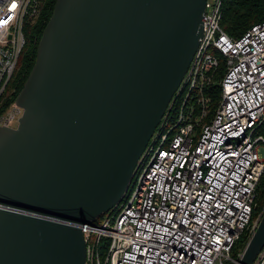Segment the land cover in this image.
Segmentation results:
<instances>
[{
    "label": "water",
    "instance_id": "1",
    "mask_svg": "<svg viewBox=\"0 0 264 264\" xmlns=\"http://www.w3.org/2000/svg\"><path fill=\"white\" fill-rule=\"evenodd\" d=\"M206 0H56L0 125V264H85L202 36ZM264 245V212L238 264Z\"/></svg>",
    "mask_w": 264,
    "mask_h": 264
},
{
    "label": "built area",
    "instance_id": "2",
    "mask_svg": "<svg viewBox=\"0 0 264 264\" xmlns=\"http://www.w3.org/2000/svg\"><path fill=\"white\" fill-rule=\"evenodd\" d=\"M221 5L206 0L190 65L120 202L82 226L85 264H238L233 248L261 217L252 222L264 172V21L230 37ZM39 13V0H0V95L25 45L24 24ZM212 84L221 98L204 121ZM21 113L14 102L0 125L15 127ZM252 264H264V245Z\"/></svg>",
    "mask_w": 264,
    "mask_h": 264
},
{
    "label": "trees",
    "instance_id": "3",
    "mask_svg": "<svg viewBox=\"0 0 264 264\" xmlns=\"http://www.w3.org/2000/svg\"><path fill=\"white\" fill-rule=\"evenodd\" d=\"M39 1L40 13L38 17L35 18V20L25 22L24 24L25 45L19 55L15 71L0 95V114H2L10 106V104L15 101L17 95L23 87L35 63L39 40L49 18L52 15L56 2V0ZM263 21L264 0H222L220 26L230 37H239L252 25ZM223 69V66H221L216 74V79H219L222 76L224 71ZM204 95L210 98V102L207 106L208 116L204 120L208 121V119L213 115L219 99L221 98V89L219 85L212 84L204 90ZM258 132L264 135V123L259 128ZM263 212L264 172L256 188L252 222L255 221ZM103 215L95 220L94 224L98 223ZM251 235L252 227L250 226L242 233L240 239L234 246L231 253L233 259H239V254L244 250ZM227 264L234 263L228 262Z\"/></svg>",
    "mask_w": 264,
    "mask_h": 264
},
{
    "label": "rangeland",
    "instance_id": "4",
    "mask_svg": "<svg viewBox=\"0 0 264 264\" xmlns=\"http://www.w3.org/2000/svg\"><path fill=\"white\" fill-rule=\"evenodd\" d=\"M14 102H15V101H14ZM14 102H12V103L10 104L9 107H11V106L13 105ZM9 107H8V108H9ZM16 125H17V123L14 124V126H16ZM104 245H105V240H103V241L99 244L100 247H103Z\"/></svg>",
    "mask_w": 264,
    "mask_h": 264
}]
</instances>
